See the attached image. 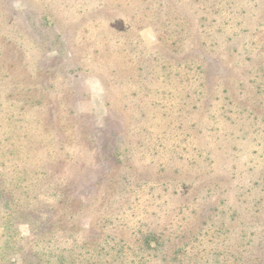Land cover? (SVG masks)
<instances>
[{
  "label": "rangeland",
  "instance_id": "rangeland-1",
  "mask_svg": "<svg viewBox=\"0 0 264 264\" xmlns=\"http://www.w3.org/2000/svg\"><path fill=\"white\" fill-rule=\"evenodd\" d=\"M0 264H264V0H0Z\"/></svg>",
  "mask_w": 264,
  "mask_h": 264
}]
</instances>
